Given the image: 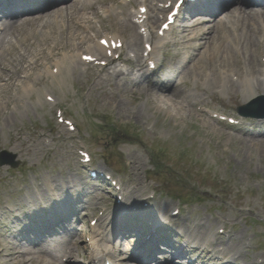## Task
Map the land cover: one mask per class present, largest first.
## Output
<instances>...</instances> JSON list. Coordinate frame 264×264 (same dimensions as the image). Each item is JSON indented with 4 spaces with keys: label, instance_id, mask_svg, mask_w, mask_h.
<instances>
[{
    "label": "rangeland",
    "instance_id": "obj_1",
    "mask_svg": "<svg viewBox=\"0 0 264 264\" xmlns=\"http://www.w3.org/2000/svg\"><path fill=\"white\" fill-rule=\"evenodd\" d=\"M29 2H25L23 5L20 2L16 6L13 4L12 9H14V13L20 15L18 20H30L32 21L31 25L21 23L23 27L16 24L15 27L10 28L15 19H11L9 16L6 18L0 14V39H8L10 49H7L8 46H5V48L9 51L11 49L15 51L12 46L17 42L21 43L22 40H26L25 36L30 34L34 38L32 40H36L34 47L31 48L34 54L43 47L50 45L52 39L49 37L50 33L55 36L57 31V33L62 31L58 24L61 21L60 17L58 16L56 20L53 17L60 14V10L65 11L66 7H62L63 4L54 3L53 6L49 4L38 10L36 9L39 3L38 0ZM95 4L99 9V13L92 18L95 29L90 32L84 29L79 31V34L83 36L93 37V44L97 43L106 34V31L118 30L117 27H113V22L116 21L109 22V20L104 18L106 16L104 9L109 5L106 6L96 2ZM26 6L29 8H25ZM1 7L9 8L7 4L1 5L0 9ZM35 9L38 11L35 12ZM33 10L35 11L32 12ZM53 10L55 12L49 13ZM38 18H40L39 21L34 23L33 21H37ZM50 20H54L55 23L51 21L48 24L47 22ZM41 21L47 24V28L43 29ZM7 28L8 30L5 32ZM183 29L190 30L185 32V36L188 38L199 34V39L189 44L190 48L194 47L189 51L191 56L190 64L194 61L196 63L200 62L198 60L200 53L206 56L208 52L218 51V48L215 49L213 47L216 41L220 44L222 43L217 39L218 37H223L224 34L227 41L226 35L228 33H217L210 23H202L192 28ZM73 31L77 30L73 28ZM35 35H38V39H35ZM124 35L129 38V33H124ZM43 37H46L49 41L45 42ZM93 38H89L90 41ZM83 47L86 48L88 45ZM68 48L73 49L72 47ZM256 48L255 46V51ZM222 50H224V54L227 52L236 59L228 41ZM178 53L188 58L187 49L181 46L171 47L169 49L170 59L168 60V65L172 66L173 57L178 58ZM5 55L8 57V51ZM55 57H58L57 53L54 56L49 55L48 59L51 60ZM256 57V65L261 66L259 57L257 55ZM33 64L31 63V66ZM202 67L191 70L189 73L186 71L187 67L184 70V74L182 72L181 75L178 74L172 80L153 79V81L145 83L143 89L141 87L140 90H125L120 84V88L115 84L113 87L114 94L117 95H111L108 106L100 111L107 113L109 116L99 120L101 124H106L107 128H97L92 116L88 115L85 117L78 111H73L72 115L77 118L76 122L81 129L80 135L90 147L89 151L94 158V163L97 164L95 161L102 158L108 159L111 165L121 173L120 177L123 180L122 189L129 194H134L138 183L128 172L127 168L129 166L127 165L126 168L125 165L127 161H134L135 152L144 154V149L149 155L145 162L152 168L161 167V172L158 174L155 175V172H153L151 182L153 186L161 188V191L164 190L168 196L157 197L162 199V202L153 201V203L157 207H160L159 204L165 202L171 207L182 206V208L186 209L185 212L188 213L191 210V215L186 217L188 219L182 223L184 230L181 227L174 231H165L170 236L171 241L169 244L171 245L174 242V249L182 247V242H180V237L177 234L179 232L185 233L186 227L193 231L196 224H198L197 220L201 217L208 220L210 218L212 222L219 220L218 222L226 221L235 224V231L238 234L242 233L246 239L244 243L252 238V233H260V238L254 236L253 243H264V225L251 219H244V223L240 221L243 219L244 213L249 214L248 210H250V207L256 213L257 211L264 213V192L261 189L264 188V139L245 143V141L250 140L246 136V131L241 128H234L235 131H231L232 127H227V125L219 123L218 120L200 113L197 110V106L200 104H194V102H201L202 106H208L218 110L220 113L239 118L237 116L238 108L249 103L253 95H245L241 90L240 82L238 87L232 83L237 87L236 89L232 87L228 89L221 88L216 83L217 81L220 83V80H223L228 85L231 82L229 79L232 80L230 75H235L237 72L236 65L234 68H230L223 61L215 60L213 63L209 62L208 65ZM221 67L229 72L228 76L220 75L218 69ZM261 68L262 66L258 69L260 70ZM203 69L211 71L213 75L207 77L206 71L204 72ZM194 74H197L200 78L197 84L194 82L191 85L186 86L184 84V86L177 87L176 81L178 78H180L179 82L192 81ZM89 83L93 84L95 82L90 79L87 84ZM262 88L264 90V85ZM15 89L16 87L14 86L9 90L10 94L0 96L9 101L8 105H5L4 100L0 102L3 108L8 106L6 113L3 110V113L0 114V151L5 150L13 153L16 157L15 163L19 165L18 169L14 170L9 167L0 168V192L3 193V197L0 199V210L7 211L6 207L9 205L14 211H17L15 215L28 213L29 205L26 199L37 201L39 197L36 196V193L42 195L41 186L43 184L46 189L52 190L45 194L43 198L58 199L61 202H66L67 200V205L71 208L70 211H73L78 206L77 203L79 202L77 201L81 202V200L77 199L87 194L89 199H85L80 204L77 208V215H71L72 218H69L71 224L67 223L65 215V221L59 229L60 232L66 233L71 228V233L50 238V240H53L52 243L63 244L66 242V246L72 243L73 247L77 246L74 247L76 252H86V238L87 236L92 238L94 233L89 232L83 237V235H80V227L83 223L88 224L94 216H98L97 212L103 206H110L109 202L102 198V191L98 184L90 181L88 176L78 168V166H81L78 158V166L70 158L69 154L72 153L66 150L72 149L71 141L62 139L57 141L52 147H45L43 142L39 140L40 134L54 138L55 133L50 131L54 128H59L61 125L56 122L52 114L49 115L48 111H41L40 107L36 108L29 97L22 94L21 90L17 91L16 89V92H14ZM147 90L151 92H147ZM263 90L261 93H263ZM14 95L18 96L13 97ZM161 97L170 100L174 106L187 107L185 110L188 111L187 116L189 117L184 118V120L180 116L178 119H171L166 115V112L158 113L155 109H150L147 98H149L151 104L156 103L158 105V101L155 100H159ZM194 98H197L198 101L197 99L192 101ZM115 99H120L125 103L126 116L123 115L120 108H117V105L110 109ZM17 105H20V107L16 108ZM94 109L99 110L97 104H94ZM14 110H16L15 113H13ZM158 115H160V118ZM10 116H14L13 118L17 119L19 124L13 123V118L11 120ZM131 119H133L132 122L130 121ZM185 120H187V123H185ZM146 121L149 122L147 127L143 125V122ZM157 124L161 126L154 128ZM5 126L9 127V132H4ZM167 129L169 137L167 135L165 140H157V133L161 134L163 133L162 130ZM174 130L175 132L173 133ZM14 131L24 132L27 140L21 142L15 136ZM132 138L137 140L131 141ZM140 145L142 147L138 148ZM73 146L80 151H85L82 147H78L76 143H73ZM210 158H216L219 161L220 167L217 170H212L209 167L208 160ZM124 171L126 173H123ZM245 186H249L252 189L251 192L244 193L242 198L235 196V193L243 189L241 187L245 188ZM204 188L210 189L206 190ZM219 189H221L220 195L217 194ZM203 191H206V194ZM95 193H97L96 196H94ZM262 193L263 195L261 196ZM213 195L215 196L213 197ZM71 199L75 200L71 201ZM240 206L245 207V212L240 209ZM14 221L15 216L7 215L6 219L0 222V264H46L43 260L52 261V258H54L52 256L49 258L44 256L38 259V252L44 249L45 246L44 244L32 245V242L36 243L38 241L34 238H30L29 243L21 241L23 244L19 246L20 248L22 247L21 251L28 249L33 252L28 259L33 258L32 262L28 263L22 258H16L17 256L14 255L16 251H14L15 248L13 246L19 239H17V228H12V222ZM105 223L106 221L102 225H105ZM112 238L115 240L114 244L112 243V248L116 251V257L119 259L120 264H164L165 262H169V264H231L233 262L232 255L226 252L230 250L229 245L224 248L225 252H214L211 257L208 256L207 258H204L206 253L205 255L191 254L189 256L191 259L190 263V259L186 256H182L179 261H173L171 258L173 249L164 246L163 242H159L155 246L150 244L149 248H143L140 245V236L136 237L134 234H127L119 238L113 236ZM221 238V240L225 239V237ZM14 241L15 243H13ZM55 247L56 251L54 253H58L56 264H72V258L69 256L66 257L65 262L64 260L62 262V256L66 254V249L60 250L61 247L57 245ZM140 249L144 251V255L140 256L145 258L153 252L152 258L149 260L151 261L150 263L149 261L139 262L140 260L137 257L134 260L129 258L130 255ZM10 254L12 255L10 256ZM248 258L246 259L243 256L237 262L239 264L251 263L250 258Z\"/></svg>",
    "mask_w": 264,
    "mask_h": 264
},
{
    "label": "bare ground",
    "instance_id": "obj_2",
    "mask_svg": "<svg viewBox=\"0 0 264 264\" xmlns=\"http://www.w3.org/2000/svg\"><path fill=\"white\" fill-rule=\"evenodd\" d=\"M5 3H8L10 5H13L12 0H3ZM100 2V0H98ZM107 0H104V3L102 5H108L112 2H118V0H109L108 2H105ZM177 0H140V4L143 8L147 9V13L144 15V17H141L142 12L138 11L134 14H129L127 12H124V19H120L119 15L116 14L115 10L110 9L107 11V14L109 15V22H113V27H117L118 31L121 35L124 33H129V40L126 43V49H127V55L123 56V61L128 65L129 69L127 70H118L116 67H114V60L115 55H112V57H107L106 55L109 52H112V48H104L99 44L96 46H93L92 43L94 41V38L86 35L83 36L79 34L80 30H88V32L93 31L94 28V22L92 21L93 17L96 16L99 13V9L96 7L95 0H56V3L63 4L62 7H66L65 11H61L60 14L54 15V20L60 17V22H58L60 29L62 30L61 33L55 34V36L50 33L49 37L52 38L50 45L48 47H43L39 51L33 54L31 48L34 47L36 40L30 34L26 35V40H22L21 43L17 42L12 47L15 48V51L12 49L9 51L7 49H10V45L8 43L7 38H1L0 39V96H3L4 94H10L9 91L12 87H16L17 91L22 89L24 90V94H26L27 97H29L30 101L33 105H38L41 103L43 106H46L45 97L48 93H53L54 98L56 101H58L57 104L53 107V111L56 109L64 107L65 104L70 107V111L72 110H81L84 113L88 111V107L92 108L95 112H100L104 110L108 106V103L110 101L111 93L106 90V86L102 81L95 82L94 87L91 89V94L88 99H82L80 98V93L83 92L87 88V80L84 78V76L88 73H95L96 75H99V77H110L117 83H123L122 88L125 90H131V89H138L144 86V80H145V74L146 69L143 71L144 67L143 63L148 62V66L150 67V64L154 62L156 51L159 48L158 44L153 43L151 45L152 50L149 52L148 49H146V52L148 53L147 58H144L141 53V47L143 44V37H146L148 32L154 36L155 32L159 34L160 28H156V25H159L162 21V16L164 14H167L169 12V5L172 4V6L176 3ZM1 2V0H0ZM226 2V0H224ZM254 2L255 7L260 5L259 1H250L249 3ZM3 3V2H2ZM220 3H223L222 1L218 0H204L201 3L195 4L193 6L194 10L199 12L200 14L204 15H214L216 13L222 12L223 15H229L236 14L234 19H231L228 21L229 24L232 25V28H234V32L236 34H240L241 29V37L238 36L235 40V45L242 46V50L246 53V57L244 56L243 59H234L233 55L230 56L227 52L224 54L223 48L220 46L218 51L216 52H208V55L205 56V54L200 53L198 60H200L199 63H196V61L190 63H187L186 66H180L179 70L184 71L185 68H187L186 71L191 72V70L200 69L201 66L205 67L208 65V63H213L215 60H221L230 68H234L235 65L237 66V72L235 75H237L240 79V77L244 76L245 72L250 76L254 77V81L257 80L255 78L257 75L261 74V70L258 68L261 66L256 65V51L255 46H259L260 44H264L263 41L260 40V35L262 34V31L264 32V7L262 9H248V2L247 0L243 1V3H237L233 4L232 6H229L228 8H220ZM239 5V6H237ZM264 5V4H262ZM238 7V8H237ZM2 8V7H1ZM184 10V9H183ZM54 10L49 12L53 13ZM259 15V16H258ZM228 16V17H229ZM81 17V19H79ZM146 17V24L149 27V31H146L145 34H142V30L144 27H139L137 22H140L143 20V18ZM15 19V22L11 24L10 28H13L18 25H22L21 23L31 25L32 21L27 20H18L19 18L13 17ZM40 18L37 19V21H33L34 23L38 22ZM227 17L225 18L226 21ZM54 20H50L47 23L49 24L51 21L55 23ZM102 22V20H101ZM204 22V21H203ZM43 23V29L47 28V24L45 22L41 21ZM202 24V22L200 23ZM77 25V26H76ZM90 25V26H89ZM46 26V27H45ZM92 26V27H91ZM23 27V25H22ZM75 28L77 31H73V28ZM253 28V29H252ZM23 29V28H22ZM1 30V29H0ZM8 30V28L5 30V32ZM100 32V31H99ZM49 33V32H48ZM66 33V35H65ZM212 33V32H210ZM209 34V33H207ZM264 36V34H262ZM38 35H35V39ZM199 35H197L198 37ZM44 41L47 42L49 39L46 37H43ZM89 38H93L92 41H90ZM257 38V39H256ZM3 39V40H2ZM38 39V38H37ZM107 39L109 43L112 45V43L119 44L121 41V38L118 36L116 38L112 37H105L102 40ZM42 41V40H41ZM42 43V42H40ZM185 41L183 39L182 47L184 49L190 50V48L184 47ZM84 45H88V47H83ZM166 47H170V43L164 44ZM5 46H8L6 49ZM67 46V47H66ZM68 47H72L73 49H69ZM8 51V57L5 55V53ZM11 52V53H10ZM55 53L58 54V57L52 58L51 60L48 59V56H54ZM128 54H132L133 57L129 59L127 56ZM5 56V58H4ZM62 56L60 59L59 57ZM91 56L93 59H97L98 57H104L106 60H103L105 62H108V65L105 69L102 70H96L88 68L87 66V57ZM220 56V58H218ZM59 59L58 61H55ZM179 59V57H178ZM184 60V58H181ZM43 60V61H41ZM234 60V61H232ZM31 63H34L33 66H31ZM142 64V65H140ZM190 64V66H188ZM194 64V65H193ZM44 65V68L46 69L45 74H39L38 77H35L37 74V71L39 68ZM137 67H133L136 66ZM86 66V70L81 71L80 67ZM245 66V67H244ZM202 67V68H203ZM204 70V69H203ZM206 70H204L205 72ZM74 74L73 77H71V74ZM150 73V72H149ZM131 74H136L138 77V83L132 82L128 77ZM232 77V75H230ZM252 77V78H253ZM228 78V77H227ZM231 81L228 85L225 83V81L220 80V83L217 81L221 88H230L236 89L237 87L234 85L235 83ZM243 81V80H242ZM246 82L243 81L242 91L244 94L247 93H254L255 87L252 86V80L247 77ZM28 83H31L29 85ZM234 83V84H232ZM49 84L50 90L49 92L42 91V88L47 87ZM70 84L74 87H77L80 85V89L78 92H76L74 95L71 96V94L67 90V85ZM43 85V86H41ZM260 87V85H259ZM220 88V87H219ZM220 88V89H221ZM16 89L14 92H16ZM146 90V89H145ZM147 92H151L150 90H147ZM62 94H66L68 98L65 100L66 103L64 104V101H61L60 96ZM18 95H14L13 97H17ZM151 96V95H149ZM0 100L2 102L4 100L5 105L9 104L8 100L3 99ZM197 98L192 99L196 100ZM127 101V100H126ZM158 101V105L156 103L151 104L149 102V98H147V103L151 107L150 109H155L158 113L166 112V115L169 118L178 119L180 118L184 120V118L189 117L187 116L188 111H186V108H183L182 106H174L170 100L165 99V97H161ZM198 101V99H197ZM18 103V102H17ZM1 104V103H0ZM94 104H97V107L99 110L94 109ZM194 104H200L201 102H194ZM155 108H154V107ZM20 105H17L16 108H19ZM25 107V106H24ZM23 107V108H24ZM8 106H5L4 108L2 105H0V114L6 113ZM15 108V109H16ZM22 108V109H23ZM67 108V107H66ZM16 110L13 111L15 113ZM5 115V114H4ZM11 117V116H10ZM14 116L11 117V120ZM160 118V115H158ZM180 120V119H179ZM185 123H187V120H185ZM187 125V124H186ZM160 124L155 125L154 128L160 127ZM180 126V125H179ZM176 130V129H175ZM173 131V133L175 132ZM156 131V130H154ZM168 131V129H167ZM169 132V131H168ZM19 139H22L25 137L24 133L21 132L19 134ZM169 137V135H168ZM64 138H73L76 139V135H69L66 134ZM250 143L251 141L248 140L245 143ZM242 163V162H241ZM131 207V206H130ZM138 209L142 210L141 205L137 206ZM170 210V206H166L163 209H160V213L168 212ZM154 220V216H153ZM202 219L199 218L197 220L195 230V234H197V230H200L202 228ZM157 224L160 223V221H155ZM154 222V223H155ZM218 222H212L208 221V224L205 228L206 235L215 233L218 230L217 227ZM201 227V228H200ZM104 230L106 231L105 227L103 226ZM204 229V228H203ZM60 231V230H59ZM117 232V226L114 228H111L110 235L104 239V244L109 245V239L111 236H114V234ZM65 233V232H63ZM235 238L229 242L231 245V248L236 247V249H232L233 252L232 258L236 256H245L243 252V246L244 242L246 241L244 235L237 234ZM18 239L23 240V236L18 234ZM25 236V235H24ZM34 236L33 233H29L27 237ZM15 238V237H14ZM197 238H199L197 234ZM15 243V241L13 242ZM41 243L44 244L45 248L38 252V259L43 258L44 256L48 258L50 256L54 255L55 252V245L53 243H47L45 240H42ZM23 243L21 241H16L15 245L13 246L16 251L14 255H16L17 259L22 258L24 261L30 263L32 262L33 258L29 259V256L33 254L31 250L25 249V251H21L19 246H21ZM60 244V243H59ZM61 248L60 250L66 249V254L62 256L64 258L65 256L72 255L73 251L75 250L72 243L68 244L66 246V242L63 244H60ZM148 244H142L141 247L147 248ZM142 250V249H141ZM139 254V251H137ZM69 253V254H68ZM12 254H10L11 256ZM37 255V253H35ZM181 255V252H177L174 254V257H178ZM75 256V255H74ZM130 259H134L133 255H130ZM247 259V257H246ZM128 260V259H126ZM234 262L239 264L237 262V259H233ZM46 264H56L57 258H52V261H45ZM118 262V261H117ZM119 264V262H118ZM166 264H169L167 262ZM245 264H256L255 261L252 263L246 262Z\"/></svg>",
    "mask_w": 264,
    "mask_h": 264
}]
</instances>
